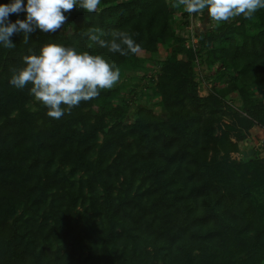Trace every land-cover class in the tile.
Segmentation results:
<instances>
[{"label": "trees", "instance_id": "16d2710c", "mask_svg": "<svg viewBox=\"0 0 264 264\" xmlns=\"http://www.w3.org/2000/svg\"><path fill=\"white\" fill-rule=\"evenodd\" d=\"M173 3L101 0L94 13L79 7L65 13L64 26L74 31L64 38L58 30L37 29L27 44L23 33H16L15 48L0 45V264H223L216 251L221 254L248 228L237 223L252 200L246 169L264 170V155L252 149V156L238 162L218 158L227 150L216 148L222 143L214 123L229 114L241 117L247 128L264 129V9L251 20L241 16L195 29L193 47L187 30L180 34V24L196 14L180 7L183 19L177 20ZM25 17L22 11L9 20ZM90 28L100 29L104 39L126 31L151 51L153 64L128 87L129 97L121 106L111 105L107 124L102 116L92 123L83 113L93 100L58 120L28 110L31 85L13 87L12 69L48 42L103 55L120 68V84L128 86L133 76H124L126 69L140 68L137 59L131 61L134 54L109 53L85 35ZM232 92L239 94L240 105L231 100ZM108 93L102 90L99 97ZM159 103L167 120L151 115ZM45 123L47 140L36 131L46 129ZM91 142L93 161L87 156ZM211 148L216 153L209 160ZM56 157L60 165L53 169ZM76 172H83L77 182L71 178ZM80 234L87 240L82 251L61 248Z\"/></svg>", "mask_w": 264, "mask_h": 264}, {"label": "clouds", "instance_id": "9594fccd", "mask_svg": "<svg viewBox=\"0 0 264 264\" xmlns=\"http://www.w3.org/2000/svg\"><path fill=\"white\" fill-rule=\"evenodd\" d=\"M101 0H11L0 4V45L15 48L11 37L23 33V43L29 42V33L39 29L44 33H55L67 22L66 12L79 7L87 13L99 10ZM173 7H183L188 14L207 11L216 26L237 17L253 19L255 13L264 9V0H174ZM26 12L24 19L9 20L10 14ZM85 35L111 54L128 56L141 50L126 31L111 33L102 38L98 28H90ZM121 79V70L101 54L77 51L75 47L48 42L39 53L23 57V66L12 69L9 83L18 90L31 85L29 92L47 109L50 118L60 119L82 102L99 97L102 90H110Z\"/></svg>", "mask_w": 264, "mask_h": 264}, {"label": "rangeland", "instance_id": "374dc122", "mask_svg": "<svg viewBox=\"0 0 264 264\" xmlns=\"http://www.w3.org/2000/svg\"><path fill=\"white\" fill-rule=\"evenodd\" d=\"M23 3L26 5L27 0H23ZM174 12L177 15V20H180V16H182V12L174 8ZM192 17V16H191ZM203 17V13H198L194 16V18H188V23L185 26H181L180 24V31L181 35L185 34L187 27L189 24H192L194 29H201L202 27L213 26L214 22L209 18ZM183 19V18H182ZM181 19V20H182ZM187 18H184L183 24ZM172 26V25H171ZM173 28L175 29V24H173ZM74 31V28L67 24L63 26L61 29L58 30V35L61 38L66 37L68 34H71ZM166 41L164 42V45ZM158 47L162 45L160 41L157 42ZM165 53H161L160 59L164 58ZM136 56V57H135ZM151 51L145 48H141L140 52L134 54L132 56V62L135 64V59L139 63L140 68L137 69H126L124 76H133L130 78L128 82V86H124L123 84L119 83L113 87L112 89L108 90L109 93L103 97L96 98L92 101L90 106H84L83 113L89 117L90 122L93 123L95 118L102 116V121L104 124H107V113L112 106H121L124 102L125 98L129 97V86H133V84L138 81V77L141 73L145 70L146 66H150L153 64L151 61ZM150 62V63H149ZM217 66V62L214 64L212 69L209 71H214ZM207 72V71H206ZM247 81H251V78H247ZM218 89V86L216 87ZM106 91V90H105ZM231 100L238 106L240 105L239 94L232 92L230 93ZM26 108L30 111L34 110H43L44 113L47 112L46 107L36 100L32 95L28 102L26 103ZM135 108V103H130L129 109L130 112H133ZM82 111V109H81ZM16 110L13 112L15 113ZM202 116H206V112H201ZM151 115L154 117L161 118L163 120H167L169 118V114L166 108L161 104H157L151 109ZM54 119V118H53ZM47 123L49 124V119H46ZM58 120V119H55ZM133 118H129V121H132ZM41 121V119L39 120ZM127 121V120H126ZM42 130H36L37 132L42 133L39 135L42 139L47 140L50 134V129L47 128ZM126 123V122H125ZM79 129L82 131L84 127L83 123H79ZM227 126L232 127V129H228ZM227 132V137L223 136V133ZM49 133V134H48ZM214 135L219 138L222 145L217 144L216 148L219 149L225 146L227 151H223L222 149L218 152L217 157L222 158L225 155L229 158V160H234L236 162L240 161L243 157H250L252 156V149H257L260 153V156L264 155V129L258 128L256 126H249L247 128L246 122L242 120L239 116H232L229 114L221 115L219 121L214 123ZM102 134L98 133L97 144L101 143ZM31 141V140H30ZM232 144H235V149H231ZM216 153L213 148L210 149L208 152V159ZM96 155V147L94 146L93 142H91V148L87 153L89 161H93ZM32 157V155H31ZM259 158V157H257ZM245 159V158H244ZM60 165V161L58 157L53 160L51 166L55 169L57 166ZM68 169V168H67ZM68 171V170H67ZM246 172L249 176V180L252 186V200L245 205V208L242 209L241 216L243 219H240L239 216L237 217V223L240 225L246 224L248 228L244 231L241 235L239 240L230 243V245L225 246L224 250L219 253V249L216 251L218 260L223 264H264V254L262 251L261 246L264 245V170L263 169H254V167L250 166L246 169ZM83 172H76L73 175L72 180L77 182L79 177L82 175ZM99 196L100 192H99ZM250 205L253 207L254 214L250 213ZM81 210L80 206H76V211ZM20 211V209H19ZM237 230V229H236ZM79 240H73L71 237L66 241L67 243L61 244V248L65 246H70L71 249L76 251H82V248L85 244H87V240L84 238L82 240V234L77 237ZM74 251V252H76ZM199 251H196L198 253Z\"/></svg>", "mask_w": 264, "mask_h": 264}, {"label": "built area", "instance_id": "2783aa9c", "mask_svg": "<svg viewBox=\"0 0 264 264\" xmlns=\"http://www.w3.org/2000/svg\"><path fill=\"white\" fill-rule=\"evenodd\" d=\"M191 23V22H190ZM187 32L189 33V39H188V43L192 44L193 47L195 46L196 42H197V38L194 35L195 34V29L193 28L192 24H189V26L187 27Z\"/></svg>", "mask_w": 264, "mask_h": 264}]
</instances>
